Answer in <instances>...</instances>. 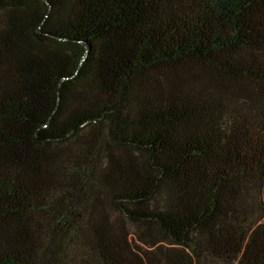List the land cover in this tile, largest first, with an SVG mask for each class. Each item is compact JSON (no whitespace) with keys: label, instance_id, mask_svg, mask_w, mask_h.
Wrapping results in <instances>:
<instances>
[{"label":"trees","instance_id":"obj_1","mask_svg":"<svg viewBox=\"0 0 264 264\" xmlns=\"http://www.w3.org/2000/svg\"><path fill=\"white\" fill-rule=\"evenodd\" d=\"M0 264H264V0H0Z\"/></svg>","mask_w":264,"mask_h":264}]
</instances>
